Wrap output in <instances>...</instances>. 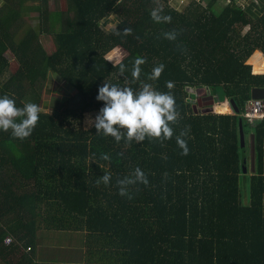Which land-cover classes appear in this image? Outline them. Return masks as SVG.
Listing matches in <instances>:
<instances>
[{
    "label": "trees",
    "instance_id": "16d2710c",
    "mask_svg": "<svg viewBox=\"0 0 264 264\" xmlns=\"http://www.w3.org/2000/svg\"><path fill=\"white\" fill-rule=\"evenodd\" d=\"M26 1L0 0V96L14 98L18 107L33 102L41 108L27 139L0 131V259L17 255L18 264H79L75 254L73 262L65 260L69 255L58 236L86 232L106 239L108 264H264V119L250 124L242 116L251 89L264 88V60L249 61L262 74H253L246 63L256 50L264 56V0L244 7L235 0L190 2L181 9L169 0H65L61 12L51 9L56 0H36L35 6ZM154 8L171 22H154ZM109 16L117 22L105 31ZM126 28L130 35L123 34ZM172 30L175 41L163 37ZM40 35L52 37L51 54ZM117 47L127 54L114 64L106 57ZM8 53L16 59L13 68ZM137 56L146 63L133 81ZM160 64L159 79L148 80ZM48 80L62 85L45 112L41 86ZM104 81L171 91L180 112L173 138L117 143L94 126L85 128V116L104 106L96 99ZM199 91L205 95L198 97ZM205 96L232 100L239 113L206 112ZM186 126L188 152L182 154L175 135ZM250 134L255 171L244 176L245 197L240 177L247 173ZM104 153L111 159L102 160ZM136 167L148 184L133 186L132 199L120 196L116 179ZM105 173L112 176L110 184L98 185ZM19 188L24 192L16 194ZM7 234L15 242L4 246Z\"/></svg>",
    "mask_w": 264,
    "mask_h": 264
},
{
    "label": "clouds",
    "instance_id": "9594fccd",
    "mask_svg": "<svg viewBox=\"0 0 264 264\" xmlns=\"http://www.w3.org/2000/svg\"><path fill=\"white\" fill-rule=\"evenodd\" d=\"M161 13V8H154L150 13L152 20L156 23H170L171 18ZM131 33L130 28L123 30L124 35ZM177 36L178 33L175 30L163 33V37L169 41H175ZM145 63L146 59L141 56L134 59L131 69L133 81L140 79L141 66ZM163 69V64L155 66L148 75V80H158ZM119 71L123 75L126 66L121 64ZM166 87L172 89L173 82L167 81ZM96 99L103 101L104 106L95 119L89 120L88 123L96 128L97 133L111 136L117 143L121 140L126 143L133 141L140 143L146 138L163 143L172 139L175 134L172 126L178 123L180 112L177 110L176 100L171 91H159L150 83H141L140 88L134 90L128 85L120 86L104 81L98 89ZM40 111L41 108L36 103L26 102L22 107H18L14 98L7 94L0 96V131L10 132L14 139L25 140L36 127ZM189 131L190 128L186 126L178 135H175L177 145L183 150L182 154L188 152L185 137L188 136ZM100 158L105 161L111 159L107 153L102 154ZM111 180V174L105 173L96 183L108 186ZM137 184H148L147 175L140 167H136L129 175L116 179L118 194L128 199L133 198L131 188Z\"/></svg>",
    "mask_w": 264,
    "mask_h": 264
},
{
    "label": "rangeland",
    "instance_id": "374dc122",
    "mask_svg": "<svg viewBox=\"0 0 264 264\" xmlns=\"http://www.w3.org/2000/svg\"><path fill=\"white\" fill-rule=\"evenodd\" d=\"M209 0H169L168 1V4L170 6H175V7H178L180 8L182 5L185 6L187 5L188 3L190 2H196L202 6H205L207 4ZM230 2V0H228ZM235 2V1H234ZM37 4V1H26L25 2V5H36ZM225 3L221 2L219 3L218 7L219 6H223ZM164 4L161 2H159L158 6H163ZM65 0H56L55 4L51 7V9H53L52 11H56L58 10L59 12L61 11H64L65 9ZM181 9V8H180ZM29 19H31L29 16L30 15H27V13L25 14ZM117 20L116 18H114L113 16H109L108 18V23L104 24L103 25V29L105 31H108L109 29H111L112 27L115 26ZM25 25V23L23 22L21 24V26ZM23 34V27H22V30H18V33H17V37H21V35ZM39 42L40 44L42 45L43 49L45 50V52L47 54H51L54 49H55V45H54V42L52 40V37L51 36H44V35H40L39 37ZM126 51L123 50L122 48L120 47H117L115 48V50H113L106 58H108V60L114 64H116L117 62H119L123 57L126 56ZM7 56L9 57L10 60H12L11 64H10V67L13 68L12 66L15 64L16 62V59L13 58L12 55H10V53L7 54ZM15 61V62H14ZM61 83H58L56 82L55 80H48L46 81L42 86H41V100L44 104V110L45 112H49V104L51 102V99L52 97L56 96V92H57V88H61ZM204 92L203 91H199L198 93V97H201V95L203 94ZM60 94V93H58ZM205 95V94H203ZM217 105H226L225 102H219V103H216L215 104V107ZM215 112V111H214ZM216 113V112H215ZM220 113V112H219ZM226 114V113H225ZM228 114H231L228 112ZM96 117V114L93 112V113H89L85 116L84 120H83V126L85 128H88V127H91L88 123L89 120H94ZM246 150H247V156H248V166H247V173L246 174H241V177H240V188H241V194L243 196H247L248 192H247V186H248V181L244 179V176L246 175V178L248 179L249 176L251 175V172H250V165H249V162H250V152H249V142H248V137H247V143H246ZM24 192V189L22 188H19V190H15V193L16 194H20ZM88 234V233H87ZM88 235L86 237V244H85V247L86 249L88 248H91L90 249V252H92V258H94L96 260L95 264H108V262H106V259L108 258L109 260V251L108 249H103L102 247L105 246V241L106 239L105 238H98V239H91L89 238ZM59 241L61 243H66L68 244V241L71 239L68 235H60L58 237ZM108 247V245H107ZM88 251V250H86ZM108 251V253H107ZM104 254H105V258L104 257ZM105 259V260H104ZM120 259V258H118Z\"/></svg>",
    "mask_w": 264,
    "mask_h": 264
},
{
    "label": "crops",
    "instance_id": "0c3cea01",
    "mask_svg": "<svg viewBox=\"0 0 264 264\" xmlns=\"http://www.w3.org/2000/svg\"><path fill=\"white\" fill-rule=\"evenodd\" d=\"M226 2H227V0H226ZM249 2H250V0H235V4L238 5V6H241V7L247 6L249 4ZM253 12L256 13L254 9H253ZM251 58L254 61H255V59H257V60L263 59L264 60V56L262 55V53L260 51H258V50L254 51L253 54L250 56V58L246 62L248 65L251 66L253 74H262V73H255L254 72V68H255L254 62L253 63L249 62ZM50 234L53 235L52 237H54L56 235H59V234H55V233H52V232ZM65 235H68L71 238L68 241V244L61 243L62 244V248L69 255V256L65 255V260H67L69 262H73V260H74L73 259V254H75L74 255V257L76 258L75 261L76 262L79 261V264H95L96 260L94 258H92V254L93 253L90 252L91 248L86 249V247H85L86 237H87V235L91 239H98V238H101V237H96L95 235L87 234L86 232L78 233V234H76V233H66ZM48 239L50 240V236H48ZM60 247H61V245H60ZM20 250H21V252H27L26 248H23V247H21ZM86 250H88V251H86ZM37 252L41 253L42 256H43V253H44L43 246H39L38 249H37ZM103 258L106 259V257H103ZM18 259L19 258H18L17 255H13V256L7 257V258H5L3 260L0 259V264H18L19 263ZM38 259L41 260L42 258L38 255ZM20 264H26V263H24L22 261ZM110 264H126V263H123V261L120 262V260H118V261H116V262L114 261V263H110Z\"/></svg>",
    "mask_w": 264,
    "mask_h": 264
},
{
    "label": "water",
    "instance_id": "95a60500",
    "mask_svg": "<svg viewBox=\"0 0 264 264\" xmlns=\"http://www.w3.org/2000/svg\"><path fill=\"white\" fill-rule=\"evenodd\" d=\"M204 94V93H203ZM264 97V88H253L250 91V98L251 99H262ZM204 99H207L208 102L204 103V105L208 106L205 110L206 112H213L219 114H228L229 113H239V109L233 103L232 100H229L228 103L225 102L226 105H217L218 109H216L215 104L218 103L217 99L212 96H205ZM239 124V139L240 145L244 146V133L242 130V121L241 119L238 121ZM249 143H250V171L253 173L255 171V152H254V135H249ZM246 171V168L243 166V172Z\"/></svg>",
    "mask_w": 264,
    "mask_h": 264
},
{
    "label": "built area",
    "instance_id": "2783aa9c",
    "mask_svg": "<svg viewBox=\"0 0 264 264\" xmlns=\"http://www.w3.org/2000/svg\"><path fill=\"white\" fill-rule=\"evenodd\" d=\"M227 2H229L227 0ZM242 116L248 120L250 124H253L256 120L264 119V97L262 99H249L244 108ZM15 240L10 234H7L3 239V244L9 246L13 244ZM30 248H26L29 251Z\"/></svg>",
    "mask_w": 264,
    "mask_h": 264
},
{
    "label": "flooded vegetation",
    "instance_id": "af4514ba",
    "mask_svg": "<svg viewBox=\"0 0 264 264\" xmlns=\"http://www.w3.org/2000/svg\"><path fill=\"white\" fill-rule=\"evenodd\" d=\"M202 102H207V99L206 100H202Z\"/></svg>",
    "mask_w": 264,
    "mask_h": 264
}]
</instances>
